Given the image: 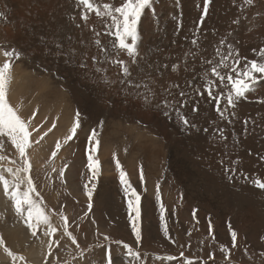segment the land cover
<instances>
[{"label": "rangeland", "instance_id": "1", "mask_svg": "<svg viewBox=\"0 0 264 264\" xmlns=\"http://www.w3.org/2000/svg\"><path fill=\"white\" fill-rule=\"evenodd\" d=\"M108 2L118 4L120 0ZM202 5L203 0H155L156 15L146 13L141 25L144 47L153 50L159 47L165 57L168 54L180 57L191 47L185 37L191 38L200 19ZM74 8V0H0V12L6 14L0 20V52L3 55V50L12 47L22 52L21 58L14 62L13 77L30 74L39 82L34 91L40 93V97L53 98L66 93L70 99H76L81 94L88 107V114L81 113L80 127L73 140L65 143L63 138L59 141L62 147L56 157L45 151H30L35 143L28 150L33 165L32 177L46 209H55L58 213L61 205L64 206L69 231L76 236L82 248L93 246L91 260L87 264H105V251L109 245L114 264H127L122 256L124 249L116 241L137 249L135 236L119 182V170L116 165L112 168L104 162H116L118 159L129 181L141 195L142 240L137 249L144 257L141 264L145 261L146 264H186L187 260H192L193 264H264V255H261L264 253V190L239 175L244 172L264 180V160L259 158L264 156V103L258 102L264 101V84L249 93L248 98L234 109L238 146L234 145L232 128L216 115L214 103L204 100L200 101L196 122L201 128L209 127L211 132L209 121L216 120L219 126L227 128L228 140L222 142L218 137L210 138V133L206 135L202 131L187 135L180 130L175 119L169 121L141 100L121 94L118 68L109 67L107 75H93L94 66L90 59L85 71L75 63L67 64L57 58L54 49L53 54L49 53L55 40L69 33L74 39L91 37L86 28L83 31L75 28L72 20ZM234 20L239 23H233ZM76 22H79L78 13ZM89 24L99 25V21L93 15ZM221 37H227L228 43L239 49L242 57L257 58L252 49L264 47V0H253L251 5L246 0H212L202 27L200 45L206 50L201 55L213 57V45L218 44ZM95 51L94 47L90 50L91 53ZM121 58L127 59L123 53ZM172 62L174 60H169V64ZM192 66L190 60L189 67ZM195 66L200 72L199 56ZM191 75L190 72L185 73L181 65L180 73L166 74L164 82L183 81L185 76L191 78ZM20 79L17 83L22 82ZM16 98L14 96V100ZM8 99L14 108L19 104L13 103L9 94ZM66 105L76 108L68 101ZM108 112H111V117L107 116ZM246 119L249 120V131L244 136L243 121ZM31 123L40 125L35 120ZM93 129L99 141L95 158L99 160L100 168L93 208L89 211L87 196L79 199L72 193V187L85 193L84 184L89 178L86 149ZM59 130L62 129L56 124L51 132H47L48 135L54 132L56 138ZM225 143L227 149L224 148ZM5 151L15 157V150L7 143ZM222 159L229 167L232 160L239 159L235 165L237 176L232 182L220 163ZM65 165L67 168L62 179L59 172ZM141 166L143 182L140 180ZM68 178L71 179L70 184L66 181ZM157 185L167 209V235L159 219ZM0 190L6 204L1 205L4 209L0 216L4 219V227L18 231L26 248L36 246L43 231L33 237ZM52 220L58 227L61 225L59 215H53ZM229 225L238 233L235 248H232ZM59 230L63 231L62 227ZM97 230L108 235L110 240L104 241L103 235L97 236ZM56 238H60L59 231ZM221 245L230 249L228 259H225L226 253L221 251ZM71 246L69 244L68 248L61 241V247L54 249L53 254L59 257L60 264H74L72 257L76 249ZM169 255L176 259L168 260ZM24 257L27 264H32L28 257Z\"/></svg>", "mask_w": 264, "mask_h": 264}, {"label": "snow or ice", "instance_id": "2", "mask_svg": "<svg viewBox=\"0 0 264 264\" xmlns=\"http://www.w3.org/2000/svg\"><path fill=\"white\" fill-rule=\"evenodd\" d=\"M74 3L75 8L72 13L74 26L81 31L86 28L91 33V37L89 39L82 37L74 39L69 33L55 40L49 48L50 54H53L54 49L57 58L63 59L67 64L75 63L85 71L88 69L90 59L94 66L93 75H107L109 67L118 68V84L121 94L141 100L144 104L159 111L169 121L175 119L180 125V130L187 135H191L193 131L196 133L202 131L206 135L210 133V138L218 137L220 141L225 142L228 140L226 127L219 126L216 120H212L209 121L210 132L209 127L201 128L195 120L200 112L201 100L214 103L216 115L221 122H226L227 126L232 128L233 142L234 145L238 146L239 140L234 127L236 117L234 109L242 100L248 98L249 93L256 91L259 85L264 84V47L259 50L253 48L252 52L257 58L248 59L242 57L239 49L234 48L233 44L228 43L227 37H221L219 43L213 45L215 53L213 57L206 58L201 55L206 50L200 45L202 27L209 14L212 0H203L197 26L190 39L185 37L191 47L183 51L180 57H176L175 54H168L165 57L163 49L157 47L153 50L143 45L141 25L147 12L156 15L155 0H120L118 4L108 2V0H74ZM246 3L251 5L253 0H246ZM77 13L79 14V22H76ZM5 15L4 12H0V20L4 19ZM93 15L99 21V25L89 24ZM233 23L238 24L239 21L234 20ZM180 26L182 27V25ZM203 35L206 36L207 34ZM172 43L174 44L175 41ZM93 47L96 51L91 53L90 50ZM121 53L126 55L127 59H122ZM3 56L6 59L0 63V189H2L6 200L10 202V207L15 215L23 220L31 235L36 237L38 232L42 230L43 235L48 237L44 264H60L59 257L53 255L54 247L56 249L61 247L60 238H56L59 227L63 229V236H67L71 245L75 246L76 252L72 257L74 264H87L91 260L93 246L88 245L87 248H82L76 236L69 231L70 224L68 217L64 215L63 205H61L58 213L55 209H46L44 199L32 177L33 165L28 150L33 143L39 144L48 135V132L56 127V124L53 122L52 128L41 135L40 128L42 125L33 126L31 123L36 112L34 111L31 116L25 119L18 109L10 104L8 93L13 81V66L14 62L21 58L22 52L12 47L3 50ZM198 56L200 72L196 71L195 66ZM169 60H174V62L169 64ZM190 60L192 67H189ZM181 65H183L185 73H192L191 78L185 76L183 81L168 80L165 83L166 74H179ZM103 82L108 83L107 81ZM258 102L264 103V101ZM187 109H190V112H186ZM80 122L81 112L77 109L69 134L64 138L65 143L73 140L77 129L80 127ZM243 124L242 134L247 136L249 120H244ZM100 126H103L102 120ZM32 132H36L39 139L34 138ZM6 143L15 150V157L6 154ZM98 144L96 130L93 129L86 149L89 178L88 182L84 184L89 211L93 208V195L99 180L100 163L95 158ZM61 147L62 144L57 141L51 156L56 157ZM227 147L225 143L224 148L227 149ZM248 154L251 155L250 150ZM227 155L228 153L225 151V156ZM259 158L264 160V156ZM220 163L224 165V172L227 174L228 180L232 182L237 176L235 165L239 163V159L232 160L231 167L226 165L223 159ZM66 168L67 165L59 172L62 179L65 176ZM116 168L119 170V182L123 189L128 217L138 249L142 240L141 195L129 181L128 175L118 159H116ZM239 175L245 180H251L253 186L264 190V180L259 177L253 178L244 172H240ZM140 180L141 182L144 181L142 166L140 168ZM156 199L159 203L161 226L167 235L168 228L165 222L167 209L161 201L159 185H157ZM53 215H59L61 221L59 227L53 223ZM87 215L86 212L85 216ZM229 232L232 248H235L238 233L231 228V225H229ZM96 235H103L104 241L110 240L108 235L100 233L99 230H97ZM116 244L122 245L124 249L122 256L127 264H141L144 261L141 252L134 249L132 245L123 241H116ZM0 249H3V252L10 258L11 264H17L18 261L27 264L23 255L16 253L6 245L2 235H0ZM221 251L226 253L225 259H228L230 249L221 245ZM245 253L247 254V249H245ZM180 256L183 257L184 253L181 252ZM49 257H52L51 262ZM104 259L105 264H114L110 245L106 248ZM156 259L161 258L156 257ZM167 259L175 260L176 258L168 256ZM186 264H193V261L187 260Z\"/></svg>", "mask_w": 264, "mask_h": 264}, {"label": "bare ground", "instance_id": "3", "mask_svg": "<svg viewBox=\"0 0 264 264\" xmlns=\"http://www.w3.org/2000/svg\"><path fill=\"white\" fill-rule=\"evenodd\" d=\"M0 60L1 63L4 61V57L1 52H0ZM18 76L19 77L16 78L13 77V81L10 84L8 94L13 103H16V105L19 103L17 105L18 107L15 106V108L18 109L21 116L27 119L35 111L36 116L33 118V120L37 121L40 125H42L40 134L47 132V130L50 128L53 122L57 124L58 128L60 127L62 129L57 132L56 138L54 132L53 134L49 133L47 138L44 137V139L41 140L39 144L35 143L36 145L30 149V151H35V150L36 152L45 151L48 152V154H51L52 151L55 150L56 142L65 138L69 134V130L75 119L76 110L79 109L82 114H88L87 112L88 107L85 106L81 98L83 95L81 96V94H79L78 96L75 94L76 96H78L76 97V99L73 98L70 99V97L66 93L56 95L53 98H50L49 96L40 97L39 96L40 93L36 94L34 91L39 84L38 81L32 79L30 74L22 75V76H20L19 74ZM20 78H22V82L17 83L19 80H21ZM14 96L15 97L17 96L15 100H14ZM20 99L21 102H19ZM66 101H68L73 105H76V108H73L71 105L67 106ZM107 116L111 117L112 116L111 112H108ZM32 136L36 139H39L36 132H32ZM120 158L122 159L121 156ZM104 162H106L105 164L108 167L113 168L116 165V162L113 160L104 161ZM69 179L70 178L66 180L68 181V184L71 183ZM72 188H73L72 193L76 195V197H78L79 199H81V197L85 195V193L81 189L76 188L74 186ZM152 188L154 189L153 186ZM151 193H153V190H151ZM0 194H1V190H0ZM1 205L5 206L6 204L3 203V200L0 196V216L3 215L2 213L4 209L1 208ZM54 224L57 225V222H54ZM59 233H60V240L66 245V247L69 248V244L71 246V241L68 239V237L63 236V231L59 230ZM0 235L4 237L6 245H8L16 253L28 257L32 264H44V255L47 252L48 237L43 235L39 239V242L36 246L26 248L27 246L25 244L24 238L19 234L18 231L5 228L4 219L2 217H0ZM49 259L52 260V257H49ZM0 264H11L10 258H8L7 255L3 252V249H0ZM17 264H24V262L18 261Z\"/></svg>", "mask_w": 264, "mask_h": 264}, {"label": "crops", "instance_id": "4", "mask_svg": "<svg viewBox=\"0 0 264 264\" xmlns=\"http://www.w3.org/2000/svg\"><path fill=\"white\" fill-rule=\"evenodd\" d=\"M85 237L88 238L89 236H87V234H86Z\"/></svg>", "mask_w": 264, "mask_h": 264}]
</instances>
